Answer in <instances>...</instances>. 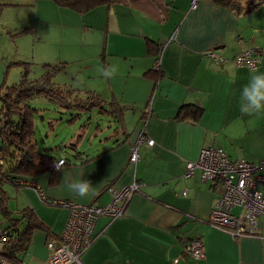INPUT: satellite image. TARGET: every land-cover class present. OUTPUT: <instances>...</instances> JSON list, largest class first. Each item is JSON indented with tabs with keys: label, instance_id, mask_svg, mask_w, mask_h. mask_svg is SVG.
Listing matches in <instances>:
<instances>
[{
	"label": "crops",
	"instance_id": "crops-1",
	"mask_svg": "<svg viewBox=\"0 0 264 264\" xmlns=\"http://www.w3.org/2000/svg\"><path fill=\"white\" fill-rule=\"evenodd\" d=\"M29 1L35 23L63 28L73 40V60L89 67L88 85L66 86L95 92L111 110L110 102L127 105L118 128L108 125L113 129L101 146L86 151L87 161L72 156L56 168L55 178L44 173L29 185L0 184V198H10L5 185L13 189L10 211L29 206L46 228L32 231L24 255L30 264L36 259L46 264L47 234L58 236L67 215L65 208L41 200V193L51 200L105 205L112 199L110 187L134 180L138 190L122 214L96 219L84 264H264V215L257 217L255 234L232 236L215 228L207 219L222 185L203 180L198 170L185 176L186 163L203 147L221 148L231 159H264V112L239 111L251 72H264V0H196L194 7L192 0H113L82 13L52 0ZM251 47L261 56L258 68L236 65L234 56ZM109 65L118 69L111 79L98 72ZM183 104L200 106L198 119L178 116ZM85 128L78 130L77 142ZM140 132L154 143L139 144V158L130 163ZM81 172L97 188L95 197L80 198L66 189L63 173L79 178ZM193 238L203 244L198 259L183 253ZM23 260L18 264H26Z\"/></svg>",
	"mask_w": 264,
	"mask_h": 264
},
{
	"label": "trees",
	"instance_id": "trees-1",
	"mask_svg": "<svg viewBox=\"0 0 264 264\" xmlns=\"http://www.w3.org/2000/svg\"><path fill=\"white\" fill-rule=\"evenodd\" d=\"M52 1L60 6L82 13L97 4L110 3L113 0ZM223 1L229 4V2L235 0ZM10 5L11 3L8 1L0 2V7ZM250 5H253V3ZM149 49L152 50L151 47ZM19 62L24 65L19 81L7 86L0 95V159L2 160L0 164V184L4 182L18 186L22 185L23 182H29V185L33 181L32 177L44 173H48L51 178H55L56 169L51 164L58 161L55 155L49 154L51 149L49 146H44L42 149L38 148V141L35 139L34 120L37 108L32 107L28 99L33 96H45L56 102L60 111L64 115H68L66 121L69 124L81 117L82 114H86L87 118L79 126L80 129L88 126L90 120L88 114L93 109H97L99 112L111 115L110 122L114 123L116 130L118 128L117 123L121 120L120 116L123 110L127 108L125 104L114 107L115 104L110 102L109 104L113 108L111 110L109 106H104L103 100L95 92L73 89L65 84L53 81L54 75L65 69L66 61L43 63V72L36 78H29L28 67L26 66V63L29 62ZM81 92L84 93L81 94ZM200 113V106L183 104L179 108L178 116L198 119ZM95 127L99 128V124L96 123ZM114 142L117 143V140L115 139ZM67 147L73 153V157H78L81 162L87 161L88 154L86 150H81L77 142H71ZM62 159L67 163V160L71 157H63ZM7 202V196L0 198V210L7 220V225L3 227L8 230L7 240L0 250V258H6L11 264H18L27 252L32 231L37 229L46 232V228L35 216L31 207L26 206L12 212L9 210ZM51 237L56 236H48L47 234L46 241Z\"/></svg>",
	"mask_w": 264,
	"mask_h": 264
},
{
	"label": "built area",
	"instance_id": "built-area-1",
	"mask_svg": "<svg viewBox=\"0 0 264 264\" xmlns=\"http://www.w3.org/2000/svg\"><path fill=\"white\" fill-rule=\"evenodd\" d=\"M196 0H192L195 6ZM236 65L250 70L257 69L261 56L256 48H246L233 58ZM153 145L154 141L139 133V138L130 148L129 161L135 163L138 158L139 144ZM64 161L59 159L58 161ZM54 161L51 166L56 169ZM1 162V160H0ZM2 163V162H1ZM65 162L63 163V165ZM198 170L203 180L218 182L223 191L220 199L212 208L207 223L226 230L232 236L255 234L256 220L264 215V159L252 162L247 159H231L221 148L203 147L195 161L186 163L185 176H192ZM23 184H28V182ZM139 183L135 180L120 189L110 187L112 199L105 205L82 204L72 200H51L41 193V200L48 204L61 206L67 210L60 234L46 241L49 257L46 264H84L83 253L94 240L93 229L99 216L117 217ZM233 207H239L237 214ZM8 230L0 222V250L7 240ZM183 253L198 259L203 255V244L199 238L187 241ZM0 264H11L6 258H0Z\"/></svg>",
	"mask_w": 264,
	"mask_h": 264
},
{
	"label": "rangeland",
	"instance_id": "rangeland-1",
	"mask_svg": "<svg viewBox=\"0 0 264 264\" xmlns=\"http://www.w3.org/2000/svg\"><path fill=\"white\" fill-rule=\"evenodd\" d=\"M4 1L10 2L11 5L0 7V95L7 86L19 81L24 68V65L19 61L29 62L26 63L29 78H36L42 74L43 63L66 61L65 69L56 73L53 81L66 83L65 85L81 82L79 87L88 85L86 81L89 67L82 61L73 60L71 35L59 26L35 23L34 13L32 14V11L28 9L30 7L26 8L27 3L30 4L29 0H0L2 3ZM83 93L81 92V94ZM28 102L32 107L37 108L34 120L38 148L49 146L51 148L50 155L72 157L73 153L67 145L77 142L78 130H81L79 126L87 118V115L82 114L81 117L69 124L66 121L68 115H64L58 104L47 97L33 96L28 99ZM88 115H90L88 127L85 128L83 136L78 139L77 145L81 150L91 152L93 148L101 146L104 141L100 140L110 134L113 128L108 125L113 123L110 122L109 116L97 109H93ZM96 123L99 124L101 130L97 135H93V132L97 131ZM5 187L10 194L9 208L14 210L16 199L12 195L13 189L9 185H5ZM0 221H2V226L7 225V220L1 210ZM42 244H39L37 249L40 250ZM23 258L24 263H31V259L28 261L27 256ZM33 264L45 263L36 259Z\"/></svg>",
	"mask_w": 264,
	"mask_h": 264
},
{
	"label": "clouds",
	"instance_id": "clouds-1",
	"mask_svg": "<svg viewBox=\"0 0 264 264\" xmlns=\"http://www.w3.org/2000/svg\"><path fill=\"white\" fill-rule=\"evenodd\" d=\"M101 76L107 79L117 75L118 69L116 65H109L98 69ZM239 111L245 115H252L264 112V72L259 70L252 71L248 82L243 86L240 96ZM64 161L60 160L56 163L57 170H61ZM83 172L79 174V178H72L68 173H63V182L66 189L80 198H93L98 195L97 188L91 181L82 179Z\"/></svg>",
	"mask_w": 264,
	"mask_h": 264
},
{
	"label": "water",
	"instance_id": "water-1",
	"mask_svg": "<svg viewBox=\"0 0 264 264\" xmlns=\"http://www.w3.org/2000/svg\"><path fill=\"white\" fill-rule=\"evenodd\" d=\"M108 127H110V126H108ZM101 140H102V139H101ZM101 140H100V141H101Z\"/></svg>",
	"mask_w": 264,
	"mask_h": 264
},
{
	"label": "bare ground",
	"instance_id": "bare-ground-1",
	"mask_svg": "<svg viewBox=\"0 0 264 264\" xmlns=\"http://www.w3.org/2000/svg\"><path fill=\"white\" fill-rule=\"evenodd\" d=\"M29 183V182H28ZM28 185V184H27Z\"/></svg>",
	"mask_w": 264,
	"mask_h": 264
}]
</instances>
